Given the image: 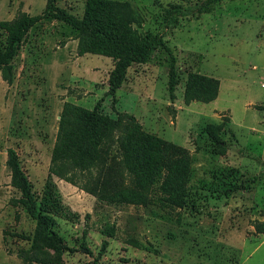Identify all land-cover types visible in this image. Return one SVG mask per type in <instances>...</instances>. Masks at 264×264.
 Here are the masks:
<instances>
[{"label":"rangeland","instance_id":"obj_1","mask_svg":"<svg viewBox=\"0 0 264 264\" xmlns=\"http://www.w3.org/2000/svg\"><path fill=\"white\" fill-rule=\"evenodd\" d=\"M127 1L142 16L140 31L164 34L177 82L171 90L172 58L159 47L148 62L129 68L117 102L107 96L103 108L114 118L117 111L134 114L166 145L190 151L187 204L162 201L165 171L155 176L144 204L102 200L50 171L65 102L93 108L108 90L115 61L100 52L80 56L79 30L42 19L10 65L0 67V264H44L35 258L53 254L32 247L38 221L13 185L9 148L33 196L53 215V229L77 248L53 264H264V0H222L172 28L165 24L167 10L198 0ZM86 2L56 0L79 17ZM24 9L22 0H0V20L15 23ZM6 38L0 28V48ZM190 72L219 79L218 97L186 104ZM256 176L262 178L251 190L223 194ZM110 227L113 237L106 235ZM83 239L92 254L80 249ZM104 240L107 250L99 255Z\"/></svg>","mask_w":264,"mask_h":264},{"label":"trees","instance_id":"obj_2","mask_svg":"<svg viewBox=\"0 0 264 264\" xmlns=\"http://www.w3.org/2000/svg\"><path fill=\"white\" fill-rule=\"evenodd\" d=\"M219 1L222 0H198L187 6L173 4L167 10L166 27H175L181 17L202 12L207 6ZM42 19H57L79 30L80 56L100 52L115 61L109 74L108 90L93 108L65 102L60 114L50 171L102 200L136 204L147 202L155 176L165 171L162 201L185 206L186 187L191 174L190 151L166 145L162 137L147 131L134 114L117 111L118 117L114 118L103 108L107 96L112 97L113 104L117 102V91L126 81L129 68L148 62L159 47H166L171 55L169 85L171 90L174 89L177 82L176 60L171 48L165 44L164 34L151 30L140 31L142 16L127 0H87L82 17L59 7L56 0H47V6L40 14L24 13L15 23L0 20V28L7 34L6 42L0 48V67L10 65L24 37ZM219 89V79L190 72L184 92L185 103L215 100ZM206 131L212 141L222 144L213 126H208ZM242 149L240 152L245 153ZM8 153L13 185L21 190L27 211L38 221L32 247L36 252L38 249L53 251V254L47 252L44 258L35 260L44 264L59 263L65 252H74L77 248L63 243L53 229V215L39 205L33 196L31 185L19 166L15 149L9 148ZM261 178L256 176L250 184L242 187H228L223 194L251 190ZM46 199L49 204L50 199ZM114 234V228L106 230L108 237ZM107 246L108 241L104 240L99 255L106 252ZM80 249L92 254L85 239Z\"/></svg>","mask_w":264,"mask_h":264},{"label":"crops","instance_id":"obj_3","mask_svg":"<svg viewBox=\"0 0 264 264\" xmlns=\"http://www.w3.org/2000/svg\"><path fill=\"white\" fill-rule=\"evenodd\" d=\"M22 1L24 2V7L26 9V10L24 9V12L28 13L30 15H32V11H31L32 8H37V9L39 8L41 11L38 12L37 14H40L47 6V0H38L36 2H32L29 0H22ZM37 14H34V15H37ZM220 86H221V84H220ZM75 103L81 105L79 102H75Z\"/></svg>","mask_w":264,"mask_h":264}]
</instances>
